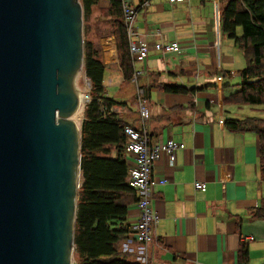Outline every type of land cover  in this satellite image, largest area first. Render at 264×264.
Segmentation results:
<instances>
[{
	"label": "crops",
	"instance_id": "crops-1",
	"mask_svg": "<svg viewBox=\"0 0 264 264\" xmlns=\"http://www.w3.org/2000/svg\"><path fill=\"white\" fill-rule=\"evenodd\" d=\"M131 2L138 39L149 47L147 59L134 65L142 72L137 84L125 80L115 37L97 40L105 65L103 86L120 104L112 111L137 127L134 97L142 87L150 137L155 142L170 138L185 148L173 165L166 157L154 164V177L165 184L155 188L152 199L159 220L148 261L129 235L120 246L123 257L139 264H264V142L252 132L225 127L228 120L260 118L249 105L225 102L240 89L246 65L242 51L222 32L220 14L227 0ZM109 9V0H98L91 16L108 21ZM157 29L162 30L158 37ZM159 42L178 43L180 53L157 52ZM165 86L187 93H168ZM196 182L205 184V190H195ZM137 219L133 203L127 224L131 227ZM242 250H247L244 261Z\"/></svg>",
	"mask_w": 264,
	"mask_h": 264
},
{
	"label": "water",
	"instance_id": "water-1",
	"mask_svg": "<svg viewBox=\"0 0 264 264\" xmlns=\"http://www.w3.org/2000/svg\"><path fill=\"white\" fill-rule=\"evenodd\" d=\"M79 0H0V264H76Z\"/></svg>",
	"mask_w": 264,
	"mask_h": 264
},
{
	"label": "trees",
	"instance_id": "trees-1",
	"mask_svg": "<svg viewBox=\"0 0 264 264\" xmlns=\"http://www.w3.org/2000/svg\"><path fill=\"white\" fill-rule=\"evenodd\" d=\"M109 1L110 30L105 35L115 37L125 80L135 83L120 0ZM97 3L98 0H81L84 23ZM220 20L222 32L242 51L246 62L240 89L227 96L226 104L264 105V0H227ZM88 31L84 27V40ZM101 55L99 42L84 41L83 71L91 92L81 127L83 182L79 190L74 258L76 264H139L126 261L120 251L129 235V207L137 201L136 192L129 185L130 166L124 153L127 140L123 128L133 125L112 111L120 104L107 96L103 86L105 65ZM164 90L187 93L176 86H165ZM225 127L234 133L252 132L261 144L264 142V119L228 120ZM241 255L244 261L247 250H242Z\"/></svg>",
	"mask_w": 264,
	"mask_h": 264
},
{
	"label": "built area",
	"instance_id": "built-area-1",
	"mask_svg": "<svg viewBox=\"0 0 264 264\" xmlns=\"http://www.w3.org/2000/svg\"><path fill=\"white\" fill-rule=\"evenodd\" d=\"M188 0H169L172 4H182ZM122 20L126 30L128 48L133 67L137 63L144 62L149 53V47L146 43L138 39L135 29L136 10L133 8L131 0H120ZM162 34L161 29L155 31V36ZM157 52L164 54L180 53L178 43L159 42L154 46ZM142 72L134 68L132 80L137 84ZM221 80V79H218ZM137 99V127L125 126L123 133L126 137L125 154L130 164L129 185L135 190L137 201L135 203L138 209V219L130 227L129 236L140 244L142 257L148 261L147 249L156 239L155 227L159 220L158 215L153 208L152 199L155 188L158 185L165 184V180L159 182L154 177V164L161 158L166 157L168 162L173 165L176 162V156L179 151L184 150L185 146L172 139H166L163 142H155L149 135L147 124L150 120V109L145 97V91L142 87L136 88ZM195 190L204 191L206 186L203 183L196 182Z\"/></svg>",
	"mask_w": 264,
	"mask_h": 264
},
{
	"label": "rangeland",
	"instance_id": "rangeland-1",
	"mask_svg": "<svg viewBox=\"0 0 264 264\" xmlns=\"http://www.w3.org/2000/svg\"><path fill=\"white\" fill-rule=\"evenodd\" d=\"M80 4H81V0ZM82 6V5H81ZM83 10V7H82ZM83 18H84V10H83ZM108 21L101 15L98 18H94L93 15L90 16V18L84 23L83 21V34H84V27L89 29L87 34L85 35L86 40H91L92 42H98L100 41L101 38H103V35H105L106 31H109V26H108ZM84 40V41H86ZM98 40V41H97ZM243 55V53H242ZM244 58V57H243ZM80 78V86H79V94L80 96L85 95L88 98L87 103L82 106V109L80 111L81 115L80 118L78 119V126L82 127V122L84 121V113L83 110H85L86 105L89 103V95H90V85H89V80L85 77L84 71H82L79 74ZM248 106V105H245ZM249 108L251 109V113L256 117H260L261 119H264V105L262 106H251L249 105Z\"/></svg>",
	"mask_w": 264,
	"mask_h": 264
},
{
	"label": "bare ground",
	"instance_id": "bare-ground-1",
	"mask_svg": "<svg viewBox=\"0 0 264 264\" xmlns=\"http://www.w3.org/2000/svg\"><path fill=\"white\" fill-rule=\"evenodd\" d=\"M87 101H88L87 96H85V95L80 96V94H79V111H78V119L80 118V115H81L80 111H81V109H82V106H84V105L87 103Z\"/></svg>",
	"mask_w": 264,
	"mask_h": 264
},
{
	"label": "clouds",
	"instance_id": "clouds-1",
	"mask_svg": "<svg viewBox=\"0 0 264 264\" xmlns=\"http://www.w3.org/2000/svg\"><path fill=\"white\" fill-rule=\"evenodd\" d=\"M89 85H90V83H89ZM90 88H91V86H90ZM89 102H90V98H89ZM75 259V258H74ZM75 263H76V261H75Z\"/></svg>",
	"mask_w": 264,
	"mask_h": 264
}]
</instances>
